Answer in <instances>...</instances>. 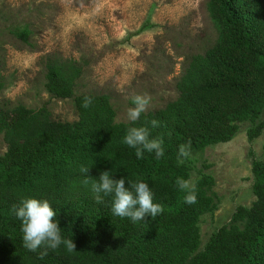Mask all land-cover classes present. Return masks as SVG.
I'll use <instances>...</instances> for the list:
<instances>
[{"label":"trees","instance_id":"16d2710c","mask_svg":"<svg viewBox=\"0 0 264 264\" xmlns=\"http://www.w3.org/2000/svg\"><path fill=\"white\" fill-rule=\"evenodd\" d=\"M209 11L218 27L216 43L193 59L178 83V99L143 113L135 125L147 126L150 139H163L160 160L154 153L137 159L122 144L129 122L115 121L108 95L76 96L84 70L72 60L48 62L46 88L56 98L75 99L78 121H55L47 108H0V136L7 144L0 156V264H127L113 256V250L120 253L124 247L134 255L132 264H264V165L253 152L256 203L239 206L234 223L215 233L201 253H188L208 199L195 188L196 202H184L176 179L187 180L192 168L177 162L179 147L202 151L226 141L237 130L235 117L247 113L258 120L264 109V0H210ZM20 36L26 39L28 32ZM4 87L0 76V92ZM85 96L94 98L89 109L81 107ZM152 119L159 127L151 126ZM263 130L264 120L248 131L249 140ZM81 166H92L93 178L112 168L116 179L147 182L164 212L138 223L113 216L110 198L97 204L81 183ZM199 180L213 182L206 175ZM30 197L51 202L63 234L74 239L75 251L61 246L41 256L44 249L23 247L12 209ZM242 220L247 222L240 228Z\"/></svg>","mask_w":264,"mask_h":264},{"label":"rangeland","instance_id":"374dc122","mask_svg":"<svg viewBox=\"0 0 264 264\" xmlns=\"http://www.w3.org/2000/svg\"><path fill=\"white\" fill-rule=\"evenodd\" d=\"M209 1L0 0V76L5 85L0 108H47L55 121H78L75 99L56 98L46 88L51 60H72L81 66L76 96L108 95L118 123H128L132 95L149 99L145 114L165 108L178 99V83L193 59L218 39ZM23 31L28 32L26 39L20 36ZM263 120L264 109L258 120L243 113L233 120L237 130L229 139L177 159L191 166L187 180L208 199V207L196 219V241L188 246L191 256L234 223L239 206L256 203L251 153L264 165V130L253 141L248 131ZM6 151L0 136V156ZM204 175L213 182H199ZM113 256L121 263H134L128 247L120 253L113 250Z\"/></svg>","mask_w":264,"mask_h":264},{"label":"clouds","instance_id":"9594fccd","mask_svg":"<svg viewBox=\"0 0 264 264\" xmlns=\"http://www.w3.org/2000/svg\"><path fill=\"white\" fill-rule=\"evenodd\" d=\"M131 107L128 108L126 117L129 126L122 138V144L135 151L137 159H143L145 153L153 154L156 160L164 156L163 139H150L147 126H135L143 113H146L149 99L140 94L130 96ZM94 102L91 96H85L81 107L89 109ZM153 128L159 127V121L152 119ZM180 157H187L188 151L184 145L178 149ZM107 159V158H106ZM92 166H81V183L89 188L95 202L103 204L105 198H110L111 213L121 219L128 218L132 223L146 222V217L155 219L164 212V207L154 201V194L149 184L143 180L126 179L122 176L114 178L111 169L103 170L98 177L89 175ZM127 185V186H126ZM178 190L183 193L186 204H194L197 200L195 185L190 181L177 178ZM15 218L20 222L21 239L23 247L31 252L44 249L41 256L47 254V250L63 248L71 253L76 250L74 239L63 234L56 208L46 198L30 197L20 201L18 206L12 209Z\"/></svg>","mask_w":264,"mask_h":264}]
</instances>
